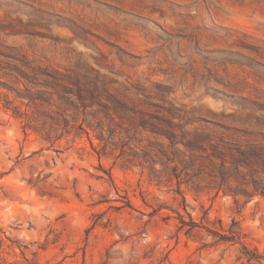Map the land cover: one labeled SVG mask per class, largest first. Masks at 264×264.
<instances>
[{
	"label": "rangeland",
	"instance_id": "1",
	"mask_svg": "<svg viewBox=\"0 0 264 264\" xmlns=\"http://www.w3.org/2000/svg\"><path fill=\"white\" fill-rule=\"evenodd\" d=\"M13 65L48 103L16 98L28 81ZM253 181L264 0H0V264H264L244 256H264Z\"/></svg>",
	"mask_w": 264,
	"mask_h": 264
},
{
	"label": "trees",
	"instance_id": "2",
	"mask_svg": "<svg viewBox=\"0 0 264 264\" xmlns=\"http://www.w3.org/2000/svg\"><path fill=\"white\" fill-rule=\"evenodd\" d=\"M5 56L12 58V59H15V60H19L20 62H22L23 66L26 68V70H28L29 72H31L33 74L37 75L38 73H40V69L35 67L31 63V61H29L28 59L23 58V60H22V59H20L22 57H18L16 55H11V54H7ZM12 68L14 71L19 72L28 81V83L24 84L23 89L14 88V87L11 88V90L15 94L16 98L22 100L23 102L27 101V103L25 105L27 108H31V106L33 105L36 109H38L40 104L48 103V99L46 96L47 93L45 92V90L42 89V87L35 85V83H33L31 81L32 77L29 74V72H26V70L24 68H20L17 65H13ZM44 74L46 76H51L50 73H48V72H45ZM32 85H35V87H32ZM11 104H12V101L8 100L7 105H5L4 107H6V109L9 110V109H11L10 107H12ZM13 108H14V110H16L17 107H13ZM20 114H24L25 116H28L27 110L25 113L24 112L22 113L20 111ZM99 126H100V129L98 132V137L101 141H106L107 140L106 139L107 131L105 130L104 126H101V125H99ZM32 128H34V127H32ZM109 131L111 132V129H109ZM177 143H178L177 141H174L172 139L171 144H172L173 148L176 146ZM210 147L213 148V150H214L213 154L214 155H207V158L209 157L208 159L210 160V162L214 166V170L218 169L221 178L225 182L228 181L229 178H232L233 176H237V180L239 182V185L243 188L242 194H249L248 193L249 191L246 189V186H248V182H247L248 179L246 178L244 173L241 171V169L235 164L228 163L227 159H226V155L223 154L222 151L219 150V148H217L216 146H214L212 144H210ZM201 148H202V150H204V152H207L206 147H201ZM174 151L177 154V159L180 161V163L183 164L184 166H186L187 165L186 159H183V161L181 159V155L186 157V153L183 152L179 148H175ZM213 156H219L221 161L219 163L213 162V160L210 159ZM190 161H192V160H190ZM155 164L156 163L154 160L150 161L149 171H150V175L157 176ZM233 170H235L237 173H232ZM226 184H228V183H221V184L216 185L217 190H223V185L226 186ZM253 184L255 186L256 192H259V190H261V188H264V183L253 181ZM228 189L230 190V192H234L235 195L241 194V193H238L239 191L232 190L233 189L232 187L228 186ZM261 192H263V191H261ZM187 226H189L190 229H195V228L199 227L198 223H196L193 219H191L190 222H187L185 219L182 218L181 219V226H180L179 230H182V229L186 228ZM227 241L231 242L233 240L227 239ZM243 248H244V256H245V258L248 259L249 262H252V261H256L259 263L263 262L264 256L260 252H258V250L251 251L245 245H243Z\"/></svg>",
	"mask_w": 264,
	"mask_h": 264
}]
</instances>
